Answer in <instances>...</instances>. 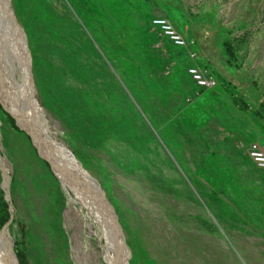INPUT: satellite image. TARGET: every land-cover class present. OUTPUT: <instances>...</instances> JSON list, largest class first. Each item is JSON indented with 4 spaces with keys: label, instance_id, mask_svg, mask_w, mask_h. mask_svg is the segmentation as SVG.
I'll return each instance as SVG.
<instances>
[{
    "label": "rangeland",
    "instance_id": "obj_1",
    "mask_svg": "<svg viewBox=\"0 0 264 264\" xmlns=\"http://www.w3.org/2000/svg\"><path fill=\"white\" fill-rule=\"evenodd\" d=\"M5 4L0 239L17 263L121 264L100 202L127 264H264V168L251 155L264 152V0Z\"/></svg>",
    "mask_w": 264,
    "mask_h": 264
},
{
    "label": "built area",
    "instance_id": "obj_2",
    "mask_svg": "<svg viewBox=\"0 0 264 264\" xmlns=\"http://www.w3.org/2000/svg\"><path fill=\"white\" fill-rule=\"evenodd\" d=\"M151 24L154 26H157L160 28V30L163 32L164 36L168 38V40L177 47H182V48H189V45L192 44V41L189 42L187 41L170 23L169 20H167L164 16H157L153 17L151 19ZM196 53L191 52L190 56L195 58ZM188 73L192 76V78L199 83L200 85H204L207 87H212L216 85L215 80H207L204 79L199 72V68L195 65H191L188 68ZM251 155L253 159L255 160L256 164L262 168H264V152L258 149H253L251 151Z\"/></svg>",
    "mask_w": 264,
    "mask_h": 264
},
{
    "label": "water",
    "instance_id": "obj_3",
    "mask_svg": "<svg viewBox=\"0 0 264 264\" xmlns=\"http://www.w3.org/2000/svg\"><path fill=\"white\" fill-rule=\"evenodd\" d=\"M1 2H2V6H6V4H5V0H1ZM6 3H7V1H6ZM7 9H8V13L10 14V16H11V22H12V26L15 28V30H16V35H17V37H18V39L20 40V44H19V46L21 47V53L20 52H18V55H19V57H21V58H23V60L25 61V65H26V68H27V74H26V84H25V88H26V91H27V93L29 94L28 95V99H29V101L31 102V104H33V103H35V101H34V99H33V97H32V94H31V92H30V88H31V85H32V83H33V81H32V72H31V57H30V55H29V50H28V46H27V42H26V39L23 37V35L21 36V34L19 33V30H18V28H17V26L15 25V21H14V19H13V14H12V11H11V9H10V7H9V5L7 6ZM2 102V101H1ZM3 104V103H2ZM4 105V104H3ZM36 105V104H35ZM5 107V106H4ZM35 110V109H34ZM36 111V110H35ZM15 122H16V120H15ZM16 125L20 128V129H22L23 131H25L29 136H30V138H31V141H32V143H33V145L35 146V148L37 149V151H38V154H40L39 152H40V149H39V147H38V145L36 144V141H35V139H34V137L31 135V133L25 128V127H23V126H21L20 124H18L17 122H16ZM40 126H41V123H40ZM39 126V127H40ZM43 130H44V128H43ZM45 133H46V131H44ZM40 156V155H39ZM50 164V163H49ZM51 166V165H50ZM51 168H52V166H51ZM97 182V181H96ZM95 182V184H96V186L98 187V185H97V183ZM99 188V187H98ZM104 198H105V196H104ZM106 200V199H105ZM106 202H107V200H106ZM108 203V202H107ZM108 206H109V208H110V210H112V216H113V220L115 221V225H116V229H117V232H118V236H119V238H120V242H121V244H123V246L124 247H126V245H125V243H124V241H123V236H122V232H121V227H120V225H119V223H118V221H117V218H116V216H115V214H114V212H113V209L111 208V206L108 204ZM8 246L10 247L9 249L11 250V246L8 244ZM127 248V247H126ZM11 252V251H10ZM12 255H13V259H14V262H11V264H18L17 263V260H16V258H15V256H14V254L12 253Z\"/></svg>",
    "mask_w": 264,
    "mask_h": 264
},
{
    "label": "bare ground",
    "instance_id": "obj_4",
    "mask_svg": "<svg viewBox=\"0 0 264 264\" xmlns=\"http://www.w3.org/2000/svg\"><path fill=\"white\" fill-rule=\"evenodd\" d=\"M6 8V7H5ZM10 31V29H9V27H7L6 28V32L8 33ZM25 68H26V66H25ZM8 112L15 118V120H16V122L19 124V121L17 120L18 118L11 112V111H9L8 110ZM20 125L21 126H23L21 123H20ZM24 127V126H23ZM26 128V127H25ZM30 133H31V135L34 137V139H35V141H36V144L38 145V147H39V149H40V156L42 157V158H44L45 160H47L49 163H50V165L52 166V170L54 171H56V169H55V166L51 163V161L49 160V158H47L46 156H45V154L41 151V142H40V140L36 137V134L34 133V131H32L31 129H29V128H26ZM62 151L64 152V153H66L65 152V150H63L62 149ZM67 154V153H66ZM97 206H99L100 207V212H102V211H104V215L102 216L103 217V219L104 220H106V219H108V221H107V223H108V225L109 226H111L110 228H111V230H112V237H115V235H116V227H114V225H113V218L112 217H110L109 216V213H107V211L101 206V203L100 202H98L97 203ZM106 214V215H105ZM112 223V224H111ZM0 238H2V237H0ZM4 239V238H3ZM115 239H116V237H115ZM116 244L118 245V249H119V251H120V254H121V258H120V261H122L121 262V264H127L126 263V260H127V258H126V251H125V248L123 247V244H121V242H120V240H117L116 239ZM10 247L8 246V244H7V242H5V240L4 241H2V239H0V264H11V262H14V259H13V255H12V252H10L11 250L9 249Z\"/></svg>",
    "mask_w": 264,
    "mask_h": 264
},
{
    "label": "trees",
    "instance_id": "obj_5",
    "mask_svg": "<svg viewBox=\"0 0 264 264\" xmlns=\"http://www.w3.org/2000/svg\"><path fill=\"white\" fill-rule=\"evenodd\" d=\"M9 114H10V113H9ZM10 115H11V114H10ZM10 115H9V116H10ZM11 116H12V115H11ZM11 116H10V118H11V120H13V119H12L13 116H12V117H11ZM13 118H14V117H13ZM14 119H15V118H14ZM52 172H53V170H52ZM53 173H54V172H53ZM54 174H55V173H54Z\"/></svg>",
    "mask_w": 264,
    "mask_h": 264
},
{
    "label": "crops",
    "instance_id": "obj_6",
    "mask_svg": "<svg viewBox=\"0 0 264 264\" xmlns=\"http://www.w3.org/2000/svg\"><path fill=\"white\" fill-rule=\"evenodd\" d=\"M173 47L177 48L176 46H173ZM183 49H187V48H183Z\"/></svg>",
    "mask_w": 264,
    "mask_h": 264
}]
</instances>
